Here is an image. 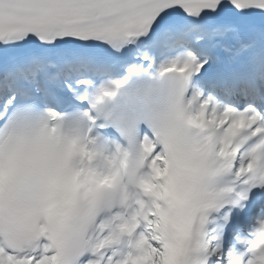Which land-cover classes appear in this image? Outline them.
I'll return each mask as SVG.
<instances>
[{
  "label": "snow or ice",
  "instance_id": "obj_1",
  "mask_svg": "<svg viewBox=\"0 0 264 264\" xmlns=\"http://www.w3.org/2000/svg\"><path fill=\"white\" fill-rule=\"evenodd\" d=\"M124 68L158 80L122 130L160 180L98 219L107 201L55 186L51 122ZM248 205L264 213V0H0V264H264V215L240 257L213 244Z\"/></svg>",
  "mask_w": 264,
  "mask_h": 264
},
{
  "label": "clouds",
  "instance_id": "obj_2",
  "mask_svg": "<svg viewBox=\"0 0 264 264\" xmlns=\"http://www.w3.org/2000/svg\"><path fill=\"white\" fill-rule=\"evenodd\" d=\"M151 75L126 68L122 78L103 80L92 89L87 109L71 115L57 114L51 122L63 159L55 186L65 193L83 190L90 203L102 205L107 201L109 206L102 209L98 219L111 218L114 210L133 213L140 202L146 206L144 198L149 202L153 199L154 185L160 180L151 164V175L143 173L150 153L122 130L127 118L151 111L162 102L156 91L158 80ZM96 124L100 133L107 128L115 130L127 147L116 144L111 149L100 136L93 135Z\"/></svg>",
  "mask_w": 264,
  "mask_h": 264
}]
</instances>
